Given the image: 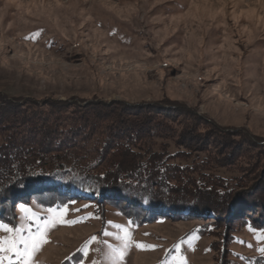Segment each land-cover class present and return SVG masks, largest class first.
Returning <instances> with one entry per match:
<instances>
[{
	"label": "rangeland",
	"instance_id": "obj_1",
	"mask_svg": "<svg viewBox=\"0 0 264 264\" xmlns=\"http://www.w3.org/2000/svg\"><path fill=\"white\" fill-rule=\"evenodd\" d=\"M2 99L142 106L137 113L157 103L201 132L213 126L201 138L206 146L215 127L252 149L264 142V0H0ZM92 185L61 190L63 204H42L43 195L9 197L5 210L0 202V223L18 225L20 204L39 207L37 223L54 226L33 256L36 264H103L100 241L116 245L117 234L132 241L123 264H173L175 256L186 264H264L258 239L264 199L256 187L235 201L209 200L213 208L219 204V217L187 220L156 216L177 214L174 205L151 214L121 191ZM253 214L259 227L243 221ZM6 235L0 230V238ZM93 236L97 241L86 247ZM0 256L4 264H19L10 253Z\"/></svg>",
	"mask_w": 264,
	"mask_h": 264
},
{
	"label": "trees",
	"instance_id": "obj_2",
	"mask_svg": "<svg viewBox=\"0 0 264 264\" xmlns=\"http://www.w3.org/2000/svg\"><path fill=\"white\" fill-rule=\"evenodd\" d=\"M14 101L0 100L3 210L9 197L16 201L28 195H43L39 199L45 205L63 204L67 198L61 190H80L90 181L102 191L125 193L129 202L135 198L139 208L151 214L171 205L201 214L182 215L170 209L156 214L187 220L219 217V204L235 201L255 187V195L264 194V142L248 149L250 142L244 144L231 132L214 127L206 146L201 138L213 126L201 132L199 125L191 126L190 118L180 120L175 109L165 112L157 103L137 113L142 106L125 109L119 104L114 109ZM209 200L219 204L213 208ZM1 214L5 218L6 213ZM255 216L244 223L252 224Z\"/></svg>",
	"mask_w": 264,
	"mask_h": 264
},
{
	"label": "snow or ice",
	"instance_id": "obj_3",
	"mask_svg": "<svg viewBox=\"0 0 264 264\" xmlns=\"http://www.w3.org/2000/svg\"><path fill=\"white\" fill-rule=\"evenodd\" d=\"M21 212L20 223L16 226H9L8 224L0 223V230L4 231L8 235L4 238H0V253L11 254L19 264H36L33 260V256L37 253L42 244L47 243L46 234L47 228L54 225H44L37 223L39 220V207L33 209L31 206L20 204L17 206ZM47 211L51 212L52 209ZM67 223H75V221H68ZM35 225V231L33 226ZM118 229L123 231V226L117 225ZM103 235L108 236L109 233L105 232ZM119 243L113 245L107 240L100 241L102 247L97 249L103 256V264H123L125 255L130 248L132 241L130 235L124 236L117 234L115 237ZM258 239L264 240V234H261ZM97 237L93 236L88 243L96 242ZM183 241L175 246L177 252L180 251ZM137 248L153 249L155 245H143L136 244ZM262 255H264V247L259 249ZM0 264H4L3 256H0ZM92 264H98L97 261H93ZM173 264H186V261L182 256L173 257Z\"/></svg>",
	"mask_w": 264,
	"mask_h": 264
}]
</instances>
